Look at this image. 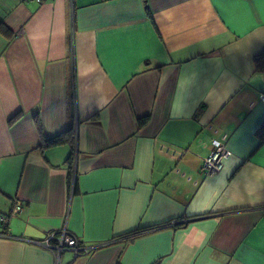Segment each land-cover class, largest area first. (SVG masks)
I'll use <instances>...</instances> for the list:
<instances>
[{"label":"crops","instance_id":"crops-1","mask_svg":"<svg viewBox=\"0 0 264 264\" xmlns=\"http://www.w3.org/2000/svg\"><path fill=\"white\" fill-rule=\"evenodd\" d=\"M260 54L264 0H0V264H264Z\"/></svg>","mask_w":264,"mask_h":264},{"label":"built area","instance_id":"built-area-1","mask_svg":"<svg viewBox=\"0 0 264 264\" xmlns=\"http://www.w3.org/2000/svg\"><path fill=\"white\" fill-rule=\"evenodd\" d=\"M37 1L40 2L41 0ZM261 97L262 100H264V96ZM213 145L214 148L212 152L203 158L200 168L202 173L207 176L219 172L223 166V160L230 155V152L221 142L214 140ZM21 207L22 203L18 199L14 200L10 211L11 214L18 213L21 210ZM0 222L4 228L7 222V216H0ZM1 235L7 236L8 234L3 231ZM28 241L50 250L54 257V264H63L62 256L65 252H70L73 259H76L79 256L88 254L95 248V246L85 244L65 227L47 232L42 239H29Z\"/></svg>","mask_w":264,"mask_h":264},{"label":"trees","instance_id":"trees-1","mask_svg":"<svg viewBox=\"0 0 264 264\" xmlns=\"http://www.w3.org/2000/svg\"><path fill=\"white\" fill-rule=\"evenodd\" d=\"M255 65H256L257 69L260 68V70L264 71V54H260V55H257L255 57ZM145 121H146V118H142L138 121V124L141 126L142 124L145 123ZM256 134L258 135V137L261 140H264V121H262L258 125V127L256 129ZM74 143H75V131H74L73 127H70L68 129L60 132L59 134H56L55 136L47 138L44 141H42V143L40 144V149L43 150L46 148L55 147V146L62 145V144H67L72 149L70 156L68 158V160H69L71 158V155L73 152ZM174 224L180 225L182 223H177L175 221V222H173V225ZM1 226H2V224H1ZM4 228L6 229V224H5ZM157 228H158V226H153L151 228H137L135 230H132L131 232H128L125 236L127 237L128 240H132L135 237L142 234L146 230H154Z\"/></svg>","mask_w":264,"mask_h":264},{"label":"rangeland","instance_id":"rangeland-1","mask_svg":"<svg viewBox=\"0 0 264 264\" xmlns=\"http://www.w3.org/2000/svg\"><path fill=\"white\" fill-rule=\"evenodd\" d=\"M67 253H69V252H67Z\"/></svg>","mask_w":264,"mask_h":264}]
</instances>
